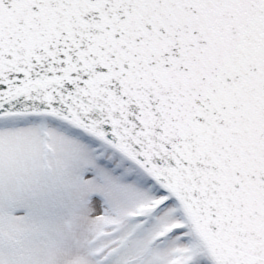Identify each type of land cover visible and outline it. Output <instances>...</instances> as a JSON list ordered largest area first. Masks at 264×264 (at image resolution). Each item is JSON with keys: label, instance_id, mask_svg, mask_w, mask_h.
I'll use <instances>...</instances> for the list:
<instances>
[{"label": "snow or ice", "instance_id": "obj_1", "mask_svg": "<svg viewBox=\"0 0 264 264\" xmlns=\"http://www.w3.org/2000/svg\"><path fill=\"white\" fill-rule=\"evenodd\" d=\"M0 264H264V0H0Z\"/></svg>", "mask_w": 264, "mask_h": 264}]
</instances>
